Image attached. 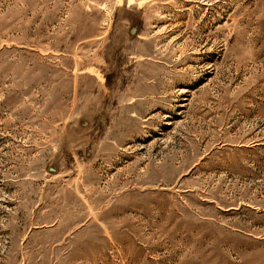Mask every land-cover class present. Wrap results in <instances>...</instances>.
I'll return each instance as SVG.
<instances>
[{
  "label": "rangeland",
  "instance_id": "obj_1",
  "mask_svg": "<svg viewBox=\"0 0 264 264\" xmlns=\"http://www.w3.org/2000/svg\"><path fill=\"white\" fill-rule=\"evenodd\" d=\"M0 264H264V0H0Z\"/></svg>",
  "mask_w": 264,
  "mask_h": 264
}]
</instances>
